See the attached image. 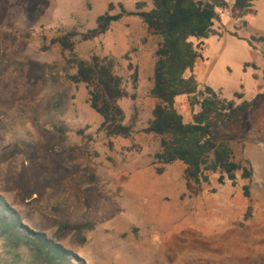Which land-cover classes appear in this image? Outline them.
<instances>
[{
    "label": "rangeland",
    "instance_id": "obj_1",
    "mask_svg": "<svg viewBox=\"0 0 264 264\" xmlns=\"http://www.w3.org/2000/svg\"><path fill=\"white\" fill-rule=\"evenodd\" d=\"M235 1L215 26L224 37L204 41L193 74L222 98L243 92L252 100L264 90V44L251 48L231 34L264 35V0L245 18ZM138 2L153 9V0H0V195L24 225L86 264H264V98L244 124L233 120L226 130L237 136L235 160L251 163L253 181L239 172L236 187L222 186L213 174L197 186L182 163L159 164L161 138L143 130L157 105L160 38L126 16L83 39L100 16L121 6L134 12ZM71 32L73 50H64L59 40ZM93 55L117 62L129 93L119 105L127 124L136 121L130 139L107 137L90 89L70 79L74 60ZM246 63L258 70L244 72ZM177 107L186 122L200 114L185 95Z\"/></svg>",
    "mask_w": 264,
    "mask_h": 264
},
{
    "label": "trees",
    "instance_id": "obj_2",
    "mask_svg": "<svg viewBox=\"0 0 264 264\" xmlns=\"http://www.w3.org/2000/svg\"><path fill=\"white\" fill-rule=\"evenodd\" d=\"M256 0H236L235 8L243 16L257 15ZM146 4L138 2L136 10L130 12L121 6V12H107L97 19V29L83 35L90 40L105 34L112 24L126 16H137L147 25L149 32L160 38L156 51L154 87L152 96L157 100L153 119L143 133L161 138L155 159L159 164L172 165L180 162L186 166L189 179L197 186L210 184L211 175L220 174L218 183L227 182L236 187L238 173L243 180L253 181L254 169L235 160L231 140L236 135L228 133L227 127L233 120L245 123L246 114L264 98V90L252 100L243 92L234 94V99L222 98L209 86H204L193 74L197 63L203 59L204 41L213 36L223 38L215 30L221 22L220 11L230 8L228 0H153V9L145 10ZM246 26V25H245ZM71 32L59 40L64 50H73ZM231 36L247 41L251 48L264 44V37L246 40L237 33ZM77 74L71 80L85 84L90 89L91 107L104 120L101 130L109 138L130 139L136 121L126 123V116L119 105L129 97L124 81L116 74L117 62L113 58L93 55L88 60H74ZM249 68L258 70L255 63ZM191 73V74H190ZM138 83V74L134 76ZM256 78V77H255ZM187 96L194 111L192 122H186L177 107V99ZM135 98V97H133ZM84 134V131L79 133ZM245 198L251 197V187H243ZM0 264H86L62 244L49 239L43 232L34 231L24 225V219L0 195Z\"/></svg>",
    "mask_w": 264,
    "mask_h": 264
},
{
    "label": "crops",
    "instance_id": "obj_3",
    "mask_svg": "<svg viewBox=\"0 0 264 264\" xmlns=\"http://www.w3.org/2000/svg\"><path fill=\"white\" fill-rule=\"evenodd\" d=\"M247 16H253V15H247ZM247 16H243L242 18H245V17H247ZM245 27H247V22H245ZM253 37H264V35H262V36H253ZM251 39V38H250ZM247 64V63H246ZM251 64V63H250ZM253 64V63H252ZM249 69H251V71H257V70H255V69H253V68H249ZM249 69L247 70V71H249ZM255 77V76H254ZM237 93V92H236Z\"/></svg>",
    "mask_w": 264,
    "mask_h": 264
}]
</instances>
